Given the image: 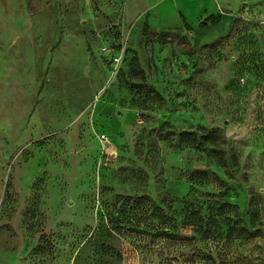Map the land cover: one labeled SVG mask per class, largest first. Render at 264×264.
Instances as JSON below:
<instances>
[{
	"label": "rangeland",
	"instance_id": "1",
	"mask_svg": "<svg viewBox=\"0 0 264 264\" xmlns=\"http://www.w3.org/2000/svg\"><path fill=\"white\" fill-rule=\"evenodd\" d=\"M0 264H264V0H0Z\"/></svg>",
	"mask_w": 264,
	"mask_h": 264
},
{
	"label": "built area",
	"instance_id": "2",
	"mask_svg": "<svg viewBox=\"0 0 264 264\" xmlns=\"http://www.w3.org/2000/svg\"><path fill=\"white\" fill-rule=\"evenodd\" d=\"M101 138V141L105 142L106 138L104 136H102Z\"/></svg>",
	"mask_w": 264,
	"mask_h": 264
},
{
	"label": "crops",
	"instance_id": "3",
	"mask_svg": "<svg viewBox=\"0 0 264 264\" xmlns=\"http://www.w3.org/2000/svg\"><path fill=\"white\" fill-rule=\"evenodd\" d=\"M199 5H200V4L197 3V6H195L197 11H198V7H199Z\"/></svg>",
	"mask_w": 264,
	"mask_h": 264
}]
</instances>
